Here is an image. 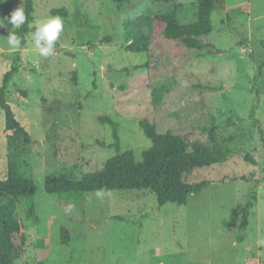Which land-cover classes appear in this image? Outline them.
I'll use <instances>...</instances> for the list:
<instances>
[{"label":"rangeland","instance_id":"obj_1","mask_svg":"<svg viewBox=\"0 0 264 264\" xmlns=\"http://www.w3.org/2000/svg\"><path fill=\"white\" fill-rule=\"evenodd\" d=\"M198 1L33 0L34 31L49 17L64 23L55 53L47 58L38 55L34 31L24 47L10 49L5 37L13 26L5 19L0 85L19 54L20 69L6 96L23 109L32 142L3 132L0 109V179L15 163L35 184V218L27 199L16 201L25 230L15 238V264H264V0H225L212 16L206 46L191 52V61L181 67L126 49L132 42L126 26L147 33V19L169 9H177L183 23L194 22ZM19 6L21 0H5L0 18ZM62 8L66 16L52 13ZM108 36L111 43L104 42ZM15 85L28 90L27 100L18 97ZM154 91L161 93L156 104ZM102 115L119 123L121 150H133L139 161L151 145L140 126L144 118L160 132L192 141L206 140L204 129L215 125L219 136L231 139V152L223 164L194 170L190 181L210 184L181 206H160L150 190L47 193L46 176L80 179L116 155L109 147L112 128L99 120ZM251 195L249 226L239 242L242 210ZM69 219L84 221V228L63 245L60 223Z\"/></svg>","mask_w":264,"mask_h":264},{"label":"trees","instance_id":"obj_2","mask_svg":"<svg viewBox=\"0 0 264 264\" xmlns=\"http://www.w3.org/2000/svg\"><path fill=\"white\" fill-rule=\"evenodd\" d=\"M126 0H113L122 4ZM225 0H199L195 10L196 21L183 23L178 17L177 9H169L147 19V33L137 30L133 24L126 26L130 31L132 42L126 49L133 53L145 52L149 59L156 58V62L163 63L168 59L176 67L188 64L191 52H201L206 46L203 38L213 30L212 16L216 10L222 9ZM3 0H0V7ZM24 12L25 23L17 29L21 39V46L26 44V35L34 31L31 27L33 20V0H26ZM53 14L67 15V10L53 9ZM1 34H8L0 31ZM128 40V41H129ZM112 36L104 39L111 43ZM21 58L15 55L8 68L2 75L0 85V109L4 113L3 132L14 140L22 139L25 143L32 142L30 125L23 109L15 102L7 99V89L14 76L20 69ZM147 68H152L149 62ZM261 73V65L254 80ZM18 97L27 100L28 90L15 85ZM258 94L257 88L255 89ZM154 103L161 99V93L154 91ZM258 98V97H257ZM258 100H256L257 102ZM103 124L112 128L113 142L110 148L116 149V155L108 158L104 165L94 171L85 173L80 179H72L61 175L45 177L47 193L57 195H83L88 192L116 191V190H150L156 195L160 206L167 203L185 205L192 194L200 193L210 184L207 179L190 181L189 177L197 168L209 167L225 163L231 152V139L219 136L218 127L213 125L204 129L207 139L190 140L187 136L176 134L170 130L160 132L155 122L144 118L140 126L151 145L142 153V160L136 159L133 150L122 151L119 136V123L109 116H99ZM101 146L105 144L98 141ZM247 160L256 162L248 155ZM243 178V177H242ZM244 179V178H243ZM35 184L31 178L22 176L15 163H10L7 176L0 179V264H15L17 244L16 236H23L25 226L17 217V199L28 200L29 212L36 217ZM253 197L250 196L242 210L239 242L249 226ZM82 217V216H81ZM83 219V218H80ZM84 221L69 219L60 223V241L68 245L77 239L82 232Z\"/></svg>","mask_w":264,"mask_h":264},{"label":"clouds","instance_id":"obj_3","mask_svg":"<svg viewBox=\"0 0 264 264\" xmlns=\"http://www.w3.org/2000/svg\"><path fill=\"white\" fill-rule=\"evenodd\" d=\"M3 2H5V0H3ZM5 19L13 26L8 36L5 37L7 45L10 49H18L21 45V39L13 29L20 28L26 21L22 0L21 6L17 7L9 17L0 18V28L6 27ZM63 29L64 23L59 16L49 17L38 23L36 30L32 33V39L38 51V55L45 58L54 55L55 44L63 32ZM101 194L102 193H97V195Z\"/></svg>","mask_w":264,"mask_h":264}]
</instances>
